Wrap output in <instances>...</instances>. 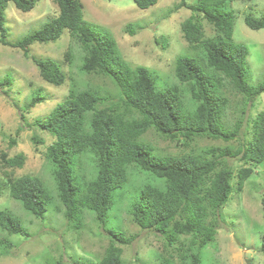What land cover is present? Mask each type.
<instances>
[{"label": "trees", "instance_id": "16d2710c", "mask_svg": "<svg viewBox=\"0 0 264 264\" xmlns=\"http://www.w3.org/2000/svg\"><path fill=\"white\" fill-rule=\"evenodd\" d=\"M9 1L27 12L37 0H0V44L21 48L44 80L59 86L65 76L57 61L29 55L28 46L55 41L66 29L84 53L80 72L103 73L120 90L119 102L106 105L105 98L96 90L77 89L73 82L67 96L34 123L54 138L46 146L45 157L51 165L67 224L79 229L88 211L99 224L105 225L110 210L134 188L136 194L129 198L134 223L141 229L163 234L167 246H172L178 236H191L188 245L181 248L177 264H202L200 250L216 234V227L207 222V217L210 213L219 215L233 190L232 169L219 167L223 158L238 157L256 164L264 161V110L250 120L243 132L241 120L230 127L222 120L227 98L221 89L225 85L242 94L250 105L264 92V78L255 86L248 83L247 46L232 39L234 13L230 5L234 0H197L189 5L191 15L181 22L180 29L190 48L198 54L178 55L174 63L178 83L165 86L158 85L156 74L147 66L130 67L120 56L114 38L83 18L79 0H54L58 14L53 19L23 39L9 41L4 23ZM133 2L140 9H147L158 0ZM179 7L180 4L176 6ZM200 17L213 26L216 36L205 37ZM244 22L251 29H262L264 15L257 18L246 14ZM127 28L134 34L130 25ZM65 56L71 62L70 50ZM11 84L8 76L0 78V88H9ZM43 98L40 90H36L24 109L34 107ZM150 129L165 139H182L185 143L198 137L229 142L247 132H251V138L241 139L236 149L210 148V157L160 155L151 144L139 140ZM15 143L12 138L10 146ZM83 156L90 157L92 164L93 171L88 177L82 172ZM2 157L10 166L20 167L24 161L21 153L12 158L2 153ZM143 172L155 177V181L149 182L142 176L140 185H134L131 177ZM251 173L250 166L236 171L237 191L242 190ZM9 195L38 218H43L52 201L42 179L29 174L10 182ZM261 205L264 209V193ZM0 230L28 236L22 221L7 210H0ZM107 233L110 243L101 258L88 260L86 264H121L122 245L132 243L136 237L119 228H108ZM0 244L7 245L3 238ZM260 250L264 253V235ZM166 253L161 264H174L171 252Z\"/></svg>", "mask_w": 264, "mask_h": 264}, {"label": "rangeland", "instance_id": "374dc122", "mask_svg": "<svg viewBox=\"0 0 264 264\" xmlns=\"http://www.w3.org/2000/svg\"><path fill=\"white\" fill-rule=\"evenodd\" d=\"M79 1L83 18L114 38L120 56L130 67L143 65L153 70L158 85L178 83L174 76V63L178 55L198 54L190 48L180 29L181 22L191 15L189 5L197 0H158L147 9H140L133 0ZM178 4L181 7L177 9ZM230 8L234 13L232 39L247 46V80L249 85L255 86L264 78V28L251 29L245 24L244 16L251 14L258 18L264 15V0H234ZM57 14L58 7L54 0H37L35 7L27 12L17 9L9 1L4 20L7 39L12 42L23 39ZM199 22L205 37L217 35L206 20L200 17ZM127 25L134 30V34L127 31ZM28 49L29 55L38 59L57 61L65 78L59 86L48 83L40 76L32 60L23 55L21 48L0 44V78L8 76L12 82L9 88H0V210L16 215L28 232V236H22L0 230V238L7 243L6 246L0 244V264H86L88 260H99L110 243L108 228H119L128 236H136L132 243L122 245L121 264H161L162 258L167 257L166 250L171 252L172 262L177 264L179 252L188 245L191 236H178L172 246H167L163 234L136 225L129 212V198L136 194L134 188H130L129 194L125 193L114 210H110L105 225L99 224L92 212L88 211L79 229L67 224L51 165L45 157L46 146L54 138L34 123L43 119L57 102L67 96L73 82L77 89L89 87L96 90L105 98L106 105L119 102L120 90L103 73L80 72L84 53L78 41L66 29L57 40L35 42ZM69 50L71 62L65 56ZM38 89L44 96L42 102L24 109ZM221 90L227 98L222 120L229 127L241 120L242 132L245 131L250 120L264 110V92L250 105L242 94L235 92L229 85ZM12 138L16 143L10 146ZM249 138L251 132L244 136L240 134L238 139L229 142L198 137L185 143L182 139H165L150 129L139 140L151 144L154 152L160 155L203 154L210 157V148L228 146L236 149L241 139ZM34 139H38V142ZM2 153L7 158L23 154L22 166L6 164ZM82 158V172L88 177L93 171L90 157ZM222 161L219 167L229 166L233 171V190L219 215L210 213L207 217V222L216 227V234L214 240L200 250L202 264H264V253L260 250L264 235V209L261 205L264 161L256 164L238 157H225ZM243 166L252 167V173L242 190L237 191L235 173ZM26 174L40 177L52 196L43 218L30 214L9 195L10 182ZM141 174L131 177L134 185H140L142 176L149 182L155 181L152 175L145 172Z\"/></svg>", "mask_w": 264, "mask_h": 264}]
</instances>
